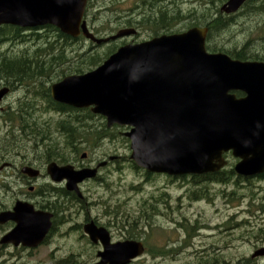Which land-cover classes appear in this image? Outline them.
Instances as JSON below:
<instances>
[{"label": "flooded vegetation", "instance_id": "obj_1", "mask_svg": "<svg viewBox=\"0 0 264 264\" xmlns=\"http://www.w3.org/2000/svg\"><path fill=\"white\" fill-rule=\"evenodd\" d=\"M176 1L145 0L144 9H147L141 14L150 16L147 18L153 23L161 8L173 11ZM132 16L136 13L119 14L115 18L116 27L108 36L123 28H134L136 33L108 43L121 47L178 32L177 19H172L171 28L169 22L167 26L158 23L160 27L155 32L148 19L128 25L127 20ZM143 31H148L149 37L140 40ZM0 64L8 61L0 60ZM27 64L47 67L34 69L32 72L38 75L33 77L9 80L0 76V92H3L0 93V255H30L57 238L60 241L73 238L77 239V248H70L62 255H96L95 263L106 246L99 233L97 240L92 239L86 230L90 224L104 229L108 244L141 243L142 255H223V242L208 243V238L216 236L210 232L218 228L221 238L223 225L236 222V227L240 221L233 214L225 222L223 205L219 208L217 202H223L225 197L230 201L239 199L244 195H238L240 189L250 187L252 196L245 197L252 198L253 203L249 205L246 223L252 226L253 240H247L248 232L246 237L240 232V239L255 245L250 254L252 259H264V254L253 257L264 249V172L252 176L237 172L236 165L241 159L229 150L223 153V168L198 174L152 172L138 167L130 158L134 167L141 170L126 180L122 173L112 170L123 158L114 154V150L99 153L98 125L80 123L82 111L91 112L90 108H76L53 98V84L80 73H68L64 61L30 60ZM74 115H78L79 122L68 124ZM87 130L94 139L84 135ZM102 136V139L112 138V131ZM52 164L71 166L75 171L96 169V176L78 182L77 189H69L67 178L60 181L53 178ZM118 174L123 180L120 185L115 181ZM203 206L217 207L216 221ZM36 217L40 218L38 222ZM166 227L175 230L176 238L162 241ZM15 229L21 231L13 240L10 234ZM26 235L28 242L41 235L43 238L38 246H30L23 242Z\"/></svg>", "mask_w": 264, "mask_h": 264}, {"label": "water", "instance_id": "obj_2", "mask_svg": "<svg viewBox=\"0 0 264 264\" xmlns=\"http://www.w3.org/2000/svg\"><path fill=\"white\" fill-rule=\"evenodd\" d=\"M87 1L0 0V26L53 25L74 38L82 34L96 45L136 33L134 28H123L115 35L97 37L84 19ZM246 1L227 0L220 11L236 13ZM208 30L194 26L125 44L94 69L53 84V98L76 108H90L105 118L109 128L129 127L124 135L130 140V158L148 171L173 175L215 172L225 165L223 153L232 150L241 159L237 172L262 173L264 61H242L225 52L209 51ZM96 171L51 166L53 178H67L69 189H77L78 182L95 177ZM86 230L93 240L99 233L106 246L93 264H131L143 256L139 242L108 244L103 228L90 224ZM20 231L10 234L13 240ZM42 238L28 242L26 235L23 242L38 246ZM263 254L264 249L253 257Z\"/></svg>", "mask_w": 264, "mask_h": 264}, {"label": "trees", "instance_id": "obj_3", "mask_svg": "<svg viewBox=\"0 0 264 264\" xmlns=\"http://www.w3.org/2000/svg\"><path fill=\"white\" fill-rule=\"evenodd\" d=\"M144 1L145 0H142L141 3H139L140 6H142V10L145 6ZM225 1L227 0H196L193 3L195 5L187 11L182 7L183 2H179L177 9L174 8L173 11H166L164 8H161L159 16L157 19L153 20V23L150 18H147L150 16L141 14V11H137L139 16L130 17L127 20V24L134 25L136 24V20L139 22L150 20V23L153 24H151V28L156 32L160 24L167 26L169 22V28H171L172 19L174 18L173 20L178 19V24L180 25L179 31L192 26L208 27L206 45L209 51L225 52L232 58L242 61H264V0H247L238 12L230 15L220 11V7ZM99 4L100 0H88L85 11V18L94 21L93 26L100 28V31L97 29L94 32L98 37H100L102 33L107 34L112 30L110 18L119 15V13L102 10L99 8ZM106 5L108 6V4ZM140 8L141 7H139V9ZM146 9L147 8L144 10ZM124 12H127V10ZM104 21L110 23H103ZM155 24L157 26H155ZM239 28L240 31L238 30ZM42 29L45 30L46 33L40 32ZM42 29H33L31 31L32 34L27 35L18 26H0V42H13L18 39L21 40L22 43H25L28 42L30 38L33 40V43L35 42V45L32 46L33 49L27 46L18 51L0 52V60L8 61V64H0V76L9 80L33 77L38 75V73L32 72L34 69L47 67L46 65L27 64L30 60L64 61L66 62L68 73H83L101 64L118 48V45L113 42L97 46L92 41L84 38V36L73 38L62 33L52 25H47ZM237 30L242 36V39L236 37ZM85 43L90 45L88 50L84 48ZM103 48L104 50L101 51ZM238 95H241V93H238ZM94 116L95 115L89 110H83V125H87L88 121L92 120ZM97 116L103 118L102 116ZM77 119L78 115H74L73 118L68 121V124H77L79 122ZM89 124L91 123L89 122ZM102 125L103 128L98 131L99 137H102L104 132H109V128L106 127L105 121ZM72 131L74 133L76 132L75 129H72ZM72 131L69 130L68 133L73 134ZM76 261V255H70L59 264H78ZM217 263L218 260L211 257L200 259L198 264ZM239 264H241V262H239Z\"/></svg>", "mask_w": 264, "mask_h": 264}, {"label": "rangeland", "instance_id": "obj_4", "mask_svg": "<svg viewBox=\"0 0 264 264\" xmlns=\"http://www.w3.org/2000/svg\"><path fill=\"white\" fill-rule=\"evenodd\" d=\"M142 0H100L99 8L102 10H107L108 12H114L122 14L124 11H132L136 13V17L139 16L138 12L144 11L142 10V6H140L139 3H141ZM196 0H177L176 1V7L179 4V2H183L182 7L185 11H187L189 8H192L194 2ZM108 4V6L106 5ZM137 7V8H136ZM139 7H141L139 9ZM144 9V7H143ZM138 11V12H137ZM100 15V14H99ZM98 15V16H99ZM111 15V14H110ZM116 17L110 18L111 24H112V30L105 34L102 33L100 37H105L111 34V32L116 27L115 22ZM177 26H175V30L179 32H184L187 29H184L182 31H179L180 25L178 24L177 19ZM88 25L90 26V29H92L93 32L95 30L99 29V27L93 26L94 21L90 20L88 18L87 21ZM103 23H110L108 21H104ZM194 27V26H192ZM240 31V28L238 29ZM237 30L236 37H239L242 39V36L239 34V31ZM40 32H45V30H40ZM145 34L141 36V39H146L149 36L148 31H143ZM27 35L32 34L30 31H25ZM46 33V32H45ZM37 41V40H35ZM33 45H35V42L33 43V40L30 38L28 39V42L22 43L21 40H15L13 42L11 41H1L0 42V52L5 51H15L19 50L25 47H30L33 49ZM85 50H88L90 48V45L85 43L84 44ZM35 49V48H34ZM101 49V51H103ZM89 71V70H88ZM83 118V117H82ZM105 119L100 118L98 116H94L92 120L88 121L91 124L95 123L98 125L99 130L103 128L102 123H104ZM81 124L83 123V119L80 121ZM90 124V125H91ZM85 129V128H84ZM87 129H89L87 127ZM129 128L127 127H118V128H109V131H112V138H103L99 137V153L108 152L109 150H114L113 153L116 155H120L123 160L116 164L115 168H112L113 171H117L119 173H122L124 175V178L126 180H130L132 177L136 175L137 172H140L141 169L135 168L134 164L130 160L131 155V149H130V141L125 140L127 139L123 133L127 132ZM84 135L88 138H93L91 135V131L87 130L84 131ZM94 139V138H93ZM115 181L117 185H120V181H123L120 179V174L115 176ZM125 182H123L124 184ZM89 187H91L89 185ZM121 187H123L121 185ZM124 188V187H123ZM126 189H129V185L125 186ZM254 188V187H253ZM131 190V189H129ZM129 190L126 191V193H129ZM252 189L250 187L245 189H240L238 192V195L244 194L243 196H239V199L231 200L228 197L227 200L223 198V202H217L219 205L217 207L221 208L223 205V220L228 221L230 220V217L233 214H237L234 218L240 221L239 226H236V222H232L231 224H225L223 225V237L220 238L219 235V229L216 228V230H212L210 233L215 234L216 236L213 238H208V243H215L219 245L221 242H223V255H143L140 258L133 261L131 264H198L200 259H207V258H216L218 260L217 264H264V259L258 260L257 258L252 259L251 255L254 251L255 245L252 243H248L247 240L252 241V226L251 224H247L246 220L249 216V209L251 208L249 205L252 204V198L245 197L246 195L252 196L251 192ZM213 194V192L211 193ZM263 195V194H260ZM245 199H241V198ZM221 205V206H220ZM216 207V208H217ZM204 209H206V213H208V216L210 218H213L212 220L216 221L217 219V212L214 209V206H203ZM245 220V221H244ZM225 221V222H226ZM235 221V220H233ZM229 225V226H228ZM228 226V227H227ZM231 227V228H229ZM240 232L244 233V236H248L247 232L249 233V236L247 237V240H241L240 236L242 235ZM177 233L174 229L170 227H166L163 231V238L162 241H167L169 239L176 238ZM183 239V236L182 238ZM77 239H65L63 241H60L58 238L56 240H52L51 242L47 243L46 245L40 246L37 249H35L30 255H0V260H4L3 264H59L62 260L67 259L70 255H62L65 251H69L70 248H77ZM50 252L55 253V255H49ZM77 263L78 264H92L93 261L96 259V255H76Z\"/></svg>", "mask_w": 264, "mask_h": 264}, {"label": "bare ground", "instance_id": "obj_5", "mask_svg": "<svg viewBox=\"0 0 264 264\" xmlns=\"http://www.w3.org/2000/svg\"><path fill=\"white\" fill-rule=\"evenodd\" d=\"M47 25H45V26H40V27H38L39 29H42V28H44V27H46ZM22 30H24V31H30L31 32V30H29L28 28H22V27H20ZM37 28V29H38ZM67 35V34H66ZM13 76V75H12Z\"/></svg>", "mask_w": 264, "mask_h": 264}]
</instances>
